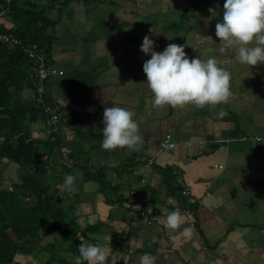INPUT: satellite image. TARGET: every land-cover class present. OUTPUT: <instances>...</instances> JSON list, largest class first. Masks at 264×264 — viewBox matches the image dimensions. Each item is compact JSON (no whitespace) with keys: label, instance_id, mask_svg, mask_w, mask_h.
Masks as SVG:
<instances>
[{"label":"crops","instance_id":"crops-1","mask_svg":"<svg viewBox=\"0 0 264 264\" xmlns=\"http://www.w3.org/2000/svg\"><path fill=\"white\" fill-rule=\"evenodd\" d=\"M224 3L99 0L51 10L59 23L50 59L65 74L47 82V95L73 113L75 122L59 133L68 165L51 164L44 177L76 178L72 201L82 219L98 225L88 240L80 239L107 247L108 264L113 252L116 264H139L145 253L157 256L156 264H264V64H240L234 48L218 51L215 25L222 22ZM146 35L159 53L175 43L189 46L190 59L215 56L232 74L229 102L154 108L143 72L151 58L141 51ZM209 48L214 51L205 54ZM105 106L135 113L143 138L138 150L102 149ZM47 119L34 127L35 136H46ZM167 135L176 145L160 153ZM145 158L155 161L150 165ZM177 180L191 188L185 200L195 214L185 225L192 227V237L173 241L162 219L180 206L173 192L174 185L180 187ZM68 259L81 263L78 257Z\"/></svg>","mask_w":264,"mask_h":264},{"label":"trees","instance_id":"trees-1","mask_svg":"<svg viewBox=\"0 0 264 264\" xmlns=\"http://www.w3.org/2000/svg\"><path fill=\"white\" fill-rule=\"evenodd\" d=\"M69 2L12 0L0 23L1 32L21 40L20 45L0 43V264H31V258L38 264H72L68 257L80 258L81 241H87L98 227L84 219V225L78 222L82 219L81 212L70 191L65 188L61 192L59 184H64V180L59 175L50 186L41 176L51 164L68 165L62 158L60 132L51 134L48 124L45 137L34 135L33 123L47 116L37 103L33 71L36 63L28 49L36 44L51 56L59 23L51 18V10ZM3 8L6 4L0 0V9ZM44 100L59 106L47 94ZM62 109L59 107L61 113L72 115L75 122L74 114ZM3 163L20 168L33 166L35 170L20 182L6 183ZM97 178L88 180L101 182ZM173 192H178L180 206L194 209L183 199L180 187L174 185ZM80 236L87 240H81ZM80 264L87 262L81 259Z\"/></svg>","mask_w":264,"mask_h":264},{"label":"clouds","instance_id":"clouds-1","mask_svg":"<svg viewBox=\"0 0 264 264\" xmlns=\"http://www.w3.org/2000/svg\"><path fill=\"white\" fill-rule=\"evenodd\" d=\"M209 11L214 14L215 9ZM215 35L219 38L218 51L236 50V60L246 66L255 67L264 64V0H225L223 19L215 25ZM155 42L150 36L143 38L141 51L151 58L143 64L147 85L153 94L152 105L156 109L170 106L183 109L188 106L204 108L227 104L233 96L231 90L232 74L220 66L219 60L212 55L204 59L202 55L190 59L185 51L187 44L170 43L159 53L154 50ZM214 51L205 49V54ZM105 101L102 99V103ZM130 109L105 106L103 112V131L101 147L105 151L127 148L138 150L143 143L140 126ZM95 127V125H93ZM258 140L260 138H257ZM76 178L67 174L64 187L73 190ZM171 200V198H170ZM163 216V215H162ZM81 225L85 221H78ZM164 227L169 230L170 239H189L193 229L185 226L188 216L179 208L163 216ZM91 223V220L88 221ZM80 258L87 264H108L110 250L100 244L81 241ZM112 253V264H116ZM158 257L145 253L139 257V264H156Z\"/></svg>","mask_w":264,"mask_h":264},{"label":"built area","instance_id":"built-area-1","mask_svg":"<svg viewBox=\"0 0 264 264\" xmlns=\"http://www.w3.org/2000/svg\"><path fill=\"white\" fill-rule=\"evenodd\" d=\"M6 4V8L0 9V23H2V19L8 14L10 4L12 3V0H2ZM48 2H55V3H62L66 0H46ZM72 1V0H70ZM81 4H87L88 2L93 1H99V0H76ZM0 43H10L12 45H20L21 40L10 35L5 34L0 31ZM28 53L31 58L35 60V67L33 68L34 75H35V85L37 86V102L39 103L40 108L44 112V114L48 118V124L50 127L49 132L52 134H57L61 131V129L65 125H72L73 124V117L72 115L68 113H61L59 111V106H55L49 103H46L44 98L46 97V81H49L54 78H58L63 76L65 73L64 71L60 70L58 67H56L50 57L47 53L44 51L39 50L38 46L36 44L32 45L28 49ZM62 119L64 123H62ZM46 134V133H45ZM257 138H260L259 140ZM242 140H250V141H262L263 139L261 137H243ZM176 143L172 139L170 135H167L163 141L159 145L158 152H169L175 147ZM148 164L152 165L155 161L154 158H145L144 159ZM178 185L181 188V193L183 196V199H187L191 196V188L186 185L181 180H177ZM133 208L136 209L135 205H133ZM179 209L182 211H188L186 212L188 217L194 216V211L191 210H185L182 206H178Z\"/></svg>","mask_w":264,"mask_h":264},{"label":"rangeland","instance_id":"rangeland-1","mask_svg":"<svg viewBox=\"0 0 264 264\" xmlns=\"http://www.w3.org/2000/svg\"><path fill=\"white\" fill-rule=\"evenodd\" d=\"M69 3H71V7L72 8H76V7H78L77 5L80 4L76 0H72ZM80 5H85V4H80ZM3 21H4V19H2V22ZM54 79H56V78H54ZM44 121L45 120H43V121L42 120H38L36 123H33V127H37L38 128V127L44 126L45 123H46V121H45V123H44ZM1 169H2V171L7 172V174H9V176H10L9 178L8 177L4 178L6 183L20 182L25 176L31 174L35 170V168L33 166H25L24 168H20L19 166L15 165V164H11L9 166L6 163L3 164V168L1 167ZM41 176L44 179V182L46 183V185L50 186V185H52V183H54L53 177L45 178L43 174ZM83 185H85V184L83 183ZM90 185H92V184H90ZM27 257L30 258L29 256H27Z\"/></svg>","mask_w":264,"mask_h":264}]
</instances>
